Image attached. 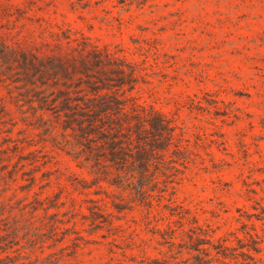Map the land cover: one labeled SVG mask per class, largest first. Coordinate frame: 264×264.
Here are the masks:
<instances>
[{
  "label": "rangeland",
  "instance_id": "1",
  "mask_svg": "<svg viewBox=\"0 0 264 264\" xmlns=\"http://www.w3.org/2000/svg\"><path fill=\"white\" fill-rule=\"evenodd\" d=\"M66 35L133 65L185 153L110 186L0 58V264H264V0H0V44Z\"/></svg>",
  "mask_w": 264,
  "mask_h": 264
},
{
  "label": "trees",
  "instance_id": "2",
  "mask_svg": "<svg viewBox=\"0 0 264 264\" xmlns=\"http://www.w3.org/2000/svg\"><path fill=\"white\" fill-rule=\"evenodd\" d=\"M63 39L44 43L35 52L1 43L0 58L17 63L25 83L36 88L38 108L60 120L63 136L74 141L70 155L75 160L83 157L98 179L103 176L101 180L115 187L131 184L144 197L145 182L155 183L151 169H157L170 147L173 155H184L182 136L164 116L127 95L138 82L133 65L86 40L69 35Z\"/></svg>",
  "mask_w": 264,
  "mask_h": 264
}]
</instances>
